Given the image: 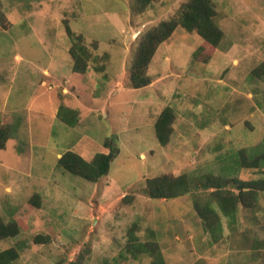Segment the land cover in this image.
I'll list each match as a JSON object with an SVG mask.
<instances>
[{"label":"rangeland","instance_id":"374dc122","mask_svg":"<svg viewBox=\"0 0 264 264\" xmlns=\"http://www.w3.org/2000/svg\"><path fill=\"white\" fill-rule=\"evenodd\" d=\"M186 1L156 0L138 15L132 0H0V129L13 135L0 148V213L19 227L0 251L19 246L15 264H150L147 249L130 250L137 242L165 264H264V190L231 219L217 187L204 185L230 180L226 193L238 192L235 178L264 180V158L245 165L240 156L264 155V0H211L223 31L211 59H196L203 40L179 25L150 61L152 82L130 86L144 33ZM79 35L91 53L85 73L72 69ZM61 106L77 109L74 126ZM166 107L173 132L162 144L155 123ZM110 136L118 154L98 181L58 165L67 150L88 160L108 151ZM161 174H186L194 186L151 198L146 180ZM208 199L218 237L199 211Z\"/></svg>","mask_w":264,"mask_h":264},{"label":"trees","instance_id":"16d2710c","mask_svg":"<svg viewBox=\"0 0 264 264\" xmlns=\"http://www.w3.org/2000/svg\"><path fill=\"white\" fill-rule=\"evenodd\" d=\"M132 1L131 8L135 10L134 12L139 13L156 0ZM215 14L216 11L211 0H187L181 4L177 14L169 19L162 20L156 27L145 32L131 68L130 86L133 88H142L152 82L150 75L147 73L150 61L159 44L167 40L179 25L201 36L203 41L196 49V59L201 62H208L223 38V31L215 22ZM67 31L73 37L74 34L69 26H67ZM82 39V36H76L70 48V54L73 60L72 69L75 73H85L89 68L88 62L91 53L88 47L82 43ZM260 67L262 66L253 70L254 75H261ZM58 115L61 120L70 126H74L78 121L77 109L69 106H61ZM173 118L174 112L172 108L166 107L156 120V136L162 144H166L170 140L173 132ZM12 136L9 128L0 129V148H4L6 140ZM112 141H114V138L110 136L106 141V146L110 149L106 152L97 153L91 160L84 158L74 150H67L58 158L57 163L73 175L96 182L109 172L111 163L118 154V148L113 145ZM240 156H242V163L245 165H248V163L257 165L260 159L264 158V155L261 154L253 158V160L250 159V162H248L246 161L247 157L243 155V151L240 152ZM205 180L207 181L206 183L203 182L205 187H217L213 194L215 195L218 207L223 214L230 216L231 219H235V211L238 203H243L247 206L251 205L252 201L257 198L259 192L264 190V180L259 179L240 180L235 178L233 179V187H236L238 192L231 191L230 189L226 193H223V190L220 188L222 184H229L230 180L216 178L214 176H206ZM193 186L194 180L186 174H161L147 178L146 180V191L151 198L155 199H171L184 196L191 192ZM37 198L38 194H35L31 199L32 203L38 204ZM199 211L207 221L206 228L212 230L215 237H218L220 235L218 232L221 230V227L214 202L208 199ZM18 233V224L15 221H5L0 213V239L13 237ZM40 239L39 236L36 237V241ZM133 249L135 251L136 249L139 251H146L145 249H147V252L154 258L150 264H165L162 255L155 247H149L146 243L137 242V244H134V248H130L131 251ZM19 256V246L1 250L0 264H15Z\"/></svg>","mask_w":264,"mask_h":264},{"label":"crops","instance_id":"0c3cea01","mask_svg":"<svg viewBox=\"0 0 264 264\" xmlns=\"http://www.w3.org/2000/svg\"><path fill=\"white\" fill-rule=\"evenodd\" d=\"M138 15H140V14L138 13Z\"/></svg>","mask_w":264,"mask_h":264}]
</instances>
